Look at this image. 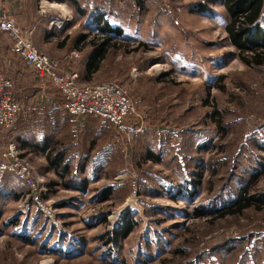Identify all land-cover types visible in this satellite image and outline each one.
Instances as JSON below:
<instances>
[{"label":"rangeland","instance_id":"1","mask_svg":"<svg viewBox=\"0 0 264 264\" xmlns=\"http://www.w3.org/2000/svg\"><path fill=\"white\" fill-rule=\"evenodd\" d=\"M76 1L82 12L63 27L96 19L91 39L108 22L127 50L89 79L87 50H38L80 86L117 84L136 110L124 133L87 117L81 157L63 142L26 155L34 189L0 178V264H264V210L220 217L254 175L251 193H264V67L240 60L227 0ZM140 42L147 48L134 51ZM40 91L33 104L65 109L53 85ZM14 96L24 109L31 101Z\"/></svg>","mask_w":264,"mask_h":264},{"label":"crops","instance_id":"2","mask_svg":"<svg viewBox=\"0 0 264 264\" xmlns=\"http://www.w3.org/2000/svg\"><path fill=\"white\" fill-rule=\"evenodd\" d=\"M74 8L76 6L71 0H0V13L10 15L19 27L30 31L38 47H52L60 43V47L64 45L62 47L75 49L82 35H87L88 32L99 27L96 19L87 29H81L78 24H73L69 28L63 27L64 24L67 26L74 22L75 18L77 21L80 11ZM59 24L62 26L59 27ZM86 50L83 68L84 74L88 75L86 63L93 53V47L85 46ZM0 73L14 82L15 94L31 98V101L28 100L27 108H23L15 124L10 128L0 129V154L9 142H14L24 157L26 155L31 157L32 153L34 155L47 154L51 150L50 145L56 146V142H63L70 153L81 157L83 155L82 144L88 137L94 121L87 117H71L65 109H58L60 107L49 104L38 107L33 104L32 100L41 94L40 83L43 81L33 70L24 65L20 57L14 53L8 35L2 32H0ZM35 93L37 96H33ZM36 111H39V114H35ZM66 152L68 153L67 150ZM14 177V175L5 174L3 178L8 181ZM7 185L9 184L4 182V188H7ZM23 186L21 181L11 184V188L17 192Z\"/></svg>","mask_w":264,"mask_h":264},{"label":"built area","instance_id":"3","mask_svg":"<svg viewBox=\"0 0 264 264\" xmlns=\"http://www.w3.org/2000/svg\"><path fill=\"white\" fill-rule=\"evenodd\" d=\"M0 32L8 35L14 53L24 65L33 70L40 80L48 82L60 92L69 116L98 117L118 131H126V120L136 109L120 86L113 82L80 86L78 74L64 70L58 60L41 53L33 41L32 33L19 27L8 14L0 13ZM73 54L78 55L76 52ZM13 91L14 82L0 73V129L12 127L23 112ZM4 174L14 175L29 189H34L33 168L14 142H9L0 154V178ZM21 212L26 214L28 210Z\"/></svg>","mask_w":264,"mask_h":264},{"label":"trees","instance_id":"4","mask_svg":"<svg viewBox=\"0 0 264 264\" xmlns=\"http://www.w3.org/2000/svg\"><path fill=\"white\" fill-rule=\"evenodd\" d=\"M65 1V0H57ZM71 2L78 7L76 0ZM225 7L231 17V22L226 26V32L228 33L231 43L239 49L240 60L248 67H264V2L263 0H227ZM82 12L81 9H79ZM98 20H101L103 24V17L98 16ZM105 25L101 27V31L91 39H88L87 35H82L78 46L75 48L79 52L85 50V46L93 47V53L89 57L86 63L87 78L89 79L93 74L97 73L102 66V63L113 54L122 49L127 50L128 43H120L116 40V37L123 35V29L118 26H112L108 22H104ZM99 24V23H97ZM261 39V43L256 45V36ZM249 41V43H248ZM82 44V45H81ZM80 45V46H79ZM139 46L134 51L140 50V48H147V44L140 42ZM64 46V45H62ZM61 46V47H62ZM129 52V51H128ZM15 91H13L14 93ZM15 97V96H14ZM16 99V98H15ZM219 124L218 126H220ZM224 130L222 126L219 127ZM260 143V142H259ZM260 150L264 151V143L260 144ZM60 164V162H59ZM259 166H263L260 162ZM258 178L254 175L251 181L239 189L237 199L234 201L232 207L221 209L220 217L225 216H238L241 215L246 209L252 206H256L258 210H264V193H251L250 185ZM130 222L126 221V224ZM127 226V225H126ZM124 226L123 231L126 232L128 227Z\"/></svg>","mask_w":264,"mask_h":264},{"label":"bare ground","instance_id":"5","mask_svg":"<svg viewBox=\"0 0 264 264\" xmlns=\"http://www.w3.org/2000/svg\"><path fill=\"white\" fill-rule=\"evenodd\" d=\"M156 67V66H155Z\"/></svg>","mask_w":264,"mask_h":264}]
</instances>
